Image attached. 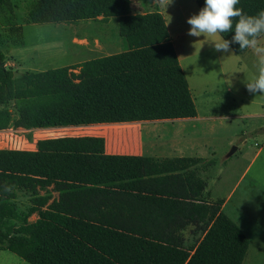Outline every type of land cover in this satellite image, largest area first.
Listing matches in <instances>:
<instances>
[{"label":"trees","instance_id":"16d2710c","mask_svg":"<svg viewBox=\"0 0 264 264\" xmlns=\"http://www.w3.org/2000/svg\"><path fill=\"white\" fill-rule=\"evenodd\" d=\"M132 1L32 2L27 24L117 18L123 50L16 76L0 53V131L195 118L163 15L156 8L132 14ZM204 4L196 0L199 10ZM238 7L256 15L264 0ZM0 27L20 36L10 0H0ZM221 35L231 40L234 31ZM230 50L248 49L233 43ZM200 161L112 155L97 136L0 149V251L28 264H242L248 238L222 200L202 197L206 181L189 170Z\"/></svg>","mask_w":264,"mask_h":264},{"label":"rangeland","instance_id":"374dc122","mask_svg":"<svg viewBox=\"0 0 264 264\" xmlns=\"http://www.w3.org/2000/svg\"><path fill=\"white\" fill-rule=\"evenodd\" d=\"M34 1L10 0L20 36L0 27V53L6 68H12L14 62L19 67L17 73L46 71L123 50L116 30L117 18L27 24L28 7ZM156 6L157 0H133L131 13L143 14ZM158 7L165 15L171 37L183 34L182 65L196 106V118L35 129L26 133L17 130L11 141L0 142V148L29 151L42 139L97 136L104 138L106 151L111 154L142 151L214 161L203 174L207 183L204 197L222 200L223 213L248 238L242 264H264V94L255 95L246 88V83L259 74L260 58L253 50L242 56L231 50L217 52L210 44L217 39L215 36L207 44L201 37L202 45L194 46L192 51V43L186 37L190 25L186 21L199 12L196 0H172L167 9L160 3ZM185 237L189 243L193 241L188 231ZM0 264L28 263L8 251H0Z\"/></svg>","mask_w":264,"mask_h":264},{"label":"clouds","instance_id":"9594fccd","mask_svg":"<svg viewBox=\"0 0 264 264\" xmlns=\"http://www.w3.org/2000/svg\"><path fill=\"white\" fill-rule=\"evenodd\" d=\"M158 2L167 9L172 0ZM239 4L240 0H205L204 7L198 14L187 19L186 22L190 25L187 34L196 38L217 37L210 43L217 52H229L233 43L239 44L240 50H253L260 58L259 74L246 83V88L252 94H264V44L261 43V37L264 36V10L256 15H248L238 7ZM232 31L234 35L231 40H226L221 35Z\"/></svg>","mask_w":264,"mask_h":264},{"label":"crops","instance_id":"0c3cea01","mask_svg":"<svg viewBox=\"0 0 264 264\" xmlns=\"http://www.w3.org/2000/svg\"><path fill=\"white\" fill-rule=\"evenodd\" d=\"M158 4H159V2H158V0H157V6H156V9L163 15V17H164V19H165V15H164V13H163V11H162V9H160V7H158ZM165 23H166V26H167V29H168V33H169V35H170V37H171V33H170V30H169V26H168V24H167V22H166V19H165ZM188 31H189V29H188ZM188 33V32H187ZM186 37H188V39H189V41H190V43H192V45H191V49H192V51L194 50V46H197V45H200L201 43H202V40H201V37H203V36H201V37H199V38H196V37H192V36H189L188 34L186 35ZM204 39H205V41L203 42V43H205V44H207V40L208 39H210V40H212L213 39V36H211V37H208V36H206V37H203ZM171 39H172V42H173V46H174V49H175V52H176V55H177V58H178V61H179V64H180V66H181V68H182V70H183V72H184V68H183V62H184V58H185V51H184V48L182 47V39H183V34H181V33H179V34H177L176 36H174V38L173 37H171ZM216 39V38H215ZM199 40V41H198ZM198 41V42H197ZM261 43L262 44H264V36H262L261 37ZM202 45V44H201ZM249 51H251V49H248L245 53H247V52H249ZM245 53H243L242 55H244ZM242 55H237V56H242ZM13 64H14V62H12ZM11 63V64H12ZM12 64V68H10L12 71H16V72H19L18 70H17V68H19V67H15L14 65ZM24 69H27V68H24ZM25 71H27V70H23V72H25ZM32 71L33 72H40L41 70H37V69H32ZM185 73V72H184ZM196 118V117H195ZM194 119V118H193ZM183 120H191V119H183ZM140 123V122H139ZM29 132V131H25V130H19V132ZM13 132H18L17 130H13V129H9V130H4V131H0V139H2L0 142H4V141H11L12 140V137H13ZM0 149H12V148H0ZM17 150H19V149H17ZM33 150H35V149H31V150H29V151H33ZM105 150H106V147H105ZM107 152V151H106ZM108 154H111V153H108ZM112 155H129V156H142V157H150V158H155V159H165V158H174V157H178V158H183V157H185V158H198V157H192V156H189V155H179V156H157V155H153L152 153H148V154H146V153H143L142 151H140V152H135V153H130V154H112ZM199 159V158H198ZM201 160V159H200ZM208 162H210V161H208ZM211 162H214V161H211ZM205 163H207V162H203L202 160L199 162V163H197L196 165H193V166H191L190 168H189V170H193V169H195L196 171H197V173L200 175V177L201 178H203V174L204 173H207L208 171H209V169L214 165V163H213V165L211 166V167H208V169L206 170V171H202L201 169L199 170V168L201 167V166H203ZM199 171H198V170ZM204 179V178H203ZM205 180V179H204ZM206 188H207V183H206V187H205V189L203 190V192H202V197L206 200V201H215V200H211V199H209V198H206V197H204V193H205V190H206ZM217 200V199H216ZM222 211H223V206H222ZM186 238V237H185Z\"/></svg>","mask_w":264,"mask_h":264},{"label":"water","instance_id":"95a60500","mask_svg":"<svg viewBox=\"0 0 264 264\" xmlns=\"http://www.w3.org/2000/svg\"><path fill=\"white\" fill-rule=\"evenodd\" d=\"M18 73H14V75L16 76ZM235 150V148L232 150V151H234Z\"/></svg>","mask_w":264,"mask_h":264}]
</instances>
